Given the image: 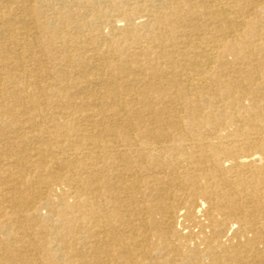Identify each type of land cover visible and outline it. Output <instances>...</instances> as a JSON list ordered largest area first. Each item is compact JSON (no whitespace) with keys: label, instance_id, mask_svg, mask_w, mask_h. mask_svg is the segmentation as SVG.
Returning <instances> with one entry per match:
<instances>
[{"label":"bare ground","instance_id":"obj_1","mask_svg":"<svg viewBox=\"0 0 264 264\" xmlns=\"http://www.w3.org/2000/svg\"><path fill=\"white\" fill-rule=\"evenodd\" d=\"M0 264H264V0H0Z\"/></svg>","mask_w":264,"mask_h":264}]
</instances>
